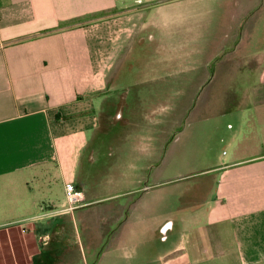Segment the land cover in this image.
<instances>
[{
	"label": "crops",
	"instance_id": "0c3cea01",
	"mask_svg": "<svg viewBox=\"0 0 264 264\" xmlns=\"http://www.w3.org/2000/svg\"><path fill=\"white\" fill-rule=\"evenodd\" d=\"M213 85L235 107L205 128ZM129 102L166 135L197 109L231 153L186 192L161 147L115 161L126 201L98 206L82 160ZM0 231V264H264V0H0Z\"/></svg>",
	"mask_w": 264,
	"mask_h": 264
},
{
	"label": "rangeland",
	"instance_id": "374dc122",
	"mask_svg": "<svg viewBox=\"0 0 264 264\" xmlns=\"http://www.w3.org/2000/svg\"><path fill=\"white\" fill-rule=\"evenodd\" d=\"M155 56L152 55V58ZM237 88L240 93L244 88L250 89L249 87H235L234 90ZM214 89H216L215 92H212ZM234 90L232 91L235 92ZM206 91L212 92L211 94H214L218 99L211 101L209 105L205 103L206 107L199 111L201 116H208V121L214 117V120L207 121L204 125L205 128L216 122L215 119L218 115L235 107L226 86L213 85ZM128 104L130 108L125 107L123 120L117 121L109 117L106 123L108 127L99 134V142L93 144L95 147L92 146V159H89L90 157L87 155L82 160L86 161L81 174L89 180L86 185L87 191L92 185L91 183H94L98 188V194L103 198L99 201L98 206H111L126 201L125 192H127L128 182L121 174L122 169L113 165L115 161H147L146 159L152 155L154 150L161 147L162 149L157 151L158 158L154 161H164L165 163L163 178L167 183L163 186L164 189L166 191L177 189L186 192L185 190H189L195 185V180L183 181L182 177L192 172V161H199L200 158L210 154L231 153L230 149L220 142L221 137L218 132L216 134L213 131H208L206 134L201 133L199 126L202 127V124L196 119L197 109L193 114L192 112L188 113V119L177 132L174 131L166 135V133L158 131H149L146 125L148 119L143 115L147 108L143 103H140L141 107L134 102ZM167 105L171 106V103L169 102ZM167 110L169 111L170 108L168 107ZM211 114L213 115L211 116ZM193 116L195 117L193 118ZM228 117L224 116L223 118L225 126L228 125ZM209 147L211 150L208 149ZM88 161L94 162L89 163ZM145 182L144 184H147V181ZM91 187L94 188V185ZM113 195H118L119 199L115 201L116 196L111 197ZM139 196L140 194H136L133 197L137 199ZM172 204L174 203L172 202Z\"/></svg>",
	"mask_w": 264,
	"mask_h": 264
},
{
	"label": "built area",
	"instance_id": "2783aa9c",
	"mask_svg": "<svg viewBox=\"0 0 264 264\" xmlns=\"http://www.w3.org/2000/svg\"><path fill=\"white\" fill-rule=\"evenodd\" d=\"M79 195L80 194L76 190L74 183H67L66 184L65 196H66V200L69 203H73L79 197ZM0 239H1V231H0ZM0 243H1V240H0Z\"/></svg>",
	"mask_w": 264,
	"mask_h": 264
}]
</instances>
